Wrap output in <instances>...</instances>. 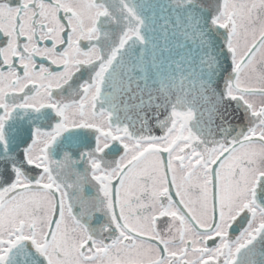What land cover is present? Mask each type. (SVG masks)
<instances>
[{
  "label": "snow or ice",
  "instance_id": "obj_1",
  "mask_svg": "<svg viewBox=\"0 0 264 264\" xmlns=\"http://www.w3.org/2000/svg\"><path fill=\"white\" fill-rule=\"evenodd\" d=\"M0 264H264V0H0Z\"/></svg>",
  "mask_w": 264,
  "mask_h": 264
}]
</instances>
